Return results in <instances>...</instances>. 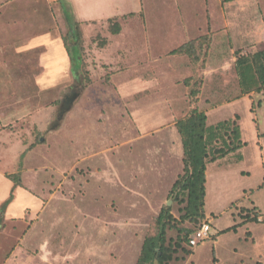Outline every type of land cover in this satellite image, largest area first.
<instances>
[{"label":"rangeland","instance_id":"374dc122","mask_svg":"<svg viewBox=\"0 0 264 264\" xmlns=\"http://www.w3.org/2000/svg\"><path fill=\"white\" fill-rule=\"evenodd\" d=\"M228 2L0 0V264H136L163 205L180 217L176 122L195 108L210 126L237 120L246 145L208 163L216 215L183 226L209 237L170 264H264V216L220 232L243 209L264 215V91L242 94L236 69L264 49V0ZM70 21L90 83L64 46ZM205 35L200 63L172 52Z\"/></svg>","mask_w":264,"mask_h":264},{"label":"trees","instance_id":"16d2710c","mask_svg":"<svg viewBox=\"0 0 264 264\" xmlns=\"http://www.w3.org/2000/svg\"><path fill=\"white\" fill-rule=\"evenodd\" d=\"M130 15L134 16L136 13ZM74 23L70 21L71 26L63 37L64 46L71 60L76 64L74 76L82 73L85 81L90 83L89 71L84 68L83 33L80 23L76 21ZM109 29L114 34H118L122 30V25L116 18H110ZM210 42L211 39L206 35L197 37L186 41L172 52L186 54L193 63L198 64L201 62L202 54L206 52L205 45ZM236 69L242 94L264 91V49L249 54L239 52ZM192 78H186L185 83L190 84ZM198 93L199 89L193 86L190 94L196 98ZM236 118L238 119V115ZM207 120L208 115L195 108L188 116L176 122L183 146V170L173 182L169 195L180 205V217L177 218L173 214L172 206L163 205L155 220L156 230L145 237L136 264H170L178 258L177 253L181 249L188 254L192 253L184 243L191 245L192 234L201 225L195 229L184 227L183 224L186 222L195 224L207 218L208 163L235 153L246 145L241 139V127L237 120H223L212 126L207 124ZM243 210L244 212L239 214L241 221L221 230V234L237 231L239 226L248 222H258L262 216L260 208L256 205L251 209ZM169 229H177L178 235L175 239L168 238ZM217 235L215 234V239Z\"/></svg>","mask_w":264,"mask_h":264},{"label":"built area","instance_id":"2783aa9c","mask_svg":"<svg viewBox=\"0 0 264 264\" xmlns=\"http://www.w3.org/2000/svg\"><path fill=\"white\" fill-rule=\"evenodd\" d=\"M210 226L206 222H204L196 231L192 234L191 237V245H196L197 241L204 240L209 237Z\"/></svg>","mask_w":264,"mask_h":264},{"label":"crops","instance_id":"0c3cea01","mask_svg":"<svg viewBox=\"0 0 264 264\" xmlns=\"http://www.w3.org/2000/svg\"><path fill=\"white\" fill-rule=\"evenodd\" d=\"M229 2V4L231 5L230 7H231V9L232 8H235V7H241V5H239V3L240 4H242V7H244L245 5H244V3H247L248 2V0H228ZM245 8V7H244ZM247 9V8H246ZM255 19H257V20H264V17H263V15L261 16V15H258ZM262 23H263V21H262ZM264 184V183H263ZM206 196H207V194H206ZM257 206V205H256ZM259 207V206H258ZM260 208V207H259ZM260 210H261V213H263V211H262V209L260 208ZM206 214L208 215V217L209 216H212V214H214V215H216V213L215 212H208L207 210H206ZM262 216H263V214H262ZM262 216H260V217H262ZM261 219V218H260ZM214 220H216V219H214ZM241 221V220H240ZM240 221H236V223H238V222H240ZM248 223H250V222H248ZM247 224V223H246ZM245 225V224H244ZM232 226V225H231ZM216 227V226H215ZM216 232H218L217 230L215 231V233Z\"/></svg>","mask_w":264,"mask_h":264}]
</instances>
